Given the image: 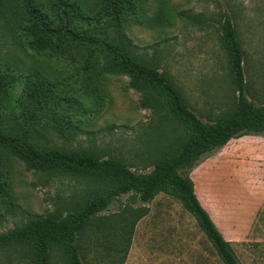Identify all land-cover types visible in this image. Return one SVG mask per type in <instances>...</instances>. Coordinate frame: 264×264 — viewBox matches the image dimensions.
I'll use <instances>...</instances> for the list:
<instances>
[{
  "label": "rangeland",
  "instance_id": "1",
  "mask_svg": "<svg viewBox=\"0 0 264 264\" xmlns=\"http://www.w3.org/2000/svg\"><path fill=\"white\" fill-rule=\"evenodd\" d=\"M37 1L50 7L51 0ZM140 12L143 18L138 19ZM225 14L232 18L243 52L246 95L263 106L264 0H146L136 5L134 15L127 11L118 20L92 25L76 21L70 29L123 45L134 58L164 72L202 121L214 122L238 96L221 39ZM0 53L22 69L38 67L58 85L55 93L77 99L84 111L62 98L42 109L0 105L3 134L32 138L47 150L115 159L140 174L150 173L166 146L185 137L160 101L150 91L134 88L131 77L96 48L54 36L43 52L33 51L0 21ZM180 174L192 181L201 206L239 263L264 264V137L231 140ZM0 175L5 183L0 188V233L35 216L62 217L94 191L112 186L76 174L30 170L1 147ZM142 207L148 212L136 223L126 251L120 242L116 246L122 234L114 223L103 233L89 229L81 241L84 264H222L193 215L174 197L160 193L147 204L123 195L100 215L116 216L114 222L119 212ZM9 252L0 250V264H17L8 260ZM51 264L66 261L58 253Z\"/></svg>",
  "mask_w": 264,
  "mask_h": 264
},
{
  "label": "trees",
  "instance_id": "2",
  "mask_svg": "<svg viewBox=\"0 0 264 264\" xmlns=\"http://www.w3.org/2000/svg\"><path fill=\"white\" fill-rule=\"evenodd\" d=\"M145 1L51 0L49 7L37 0H19L17 3L14 0H0V21L5 27L12 26L29 49L43 52L47 41L54 36H66L71 42L98 49L111 59L114 68L131 77L134 88L150 91L185 131V137L180 141L166 146L148 174L137 173L125 163L111 158L102 160L92 154L43 149L35 145L32 138L9 136L0 131V147L13 151L30 170L76 174L112 185L94 191L62 217L35 216L20 228L0 233V250H10L7 254L10 262L51 264L54 256L61 253L66 264H84L81 253L84 234L93 227L103 233L113 223L114 230L122 234L116 246L120 242L126 251L136 223L147 214L148 209H125L119 212L120 217L114 222L110 221L115 220L116 216L108 218L100 214L123 195L135 196L148 204L162 193L178 199L193 215L222 264H240L229 242L201 206L192 181L180 174V171L192 168L204 155L223 148L231 140L250 135L264 137V105L255 106L246 95L243 52L230 15H224L221 39L238 96L232 109L214 122L202 121L164 72L134 58L123 45L113 46L70 29V25L76 21L92 25L108 18L118 20L127 11L134 15L136 5ZM141 16L143 18L142 12L136 18L141 19ZM57 86L38 67L22 69L11 58L0 53L1 106L22 108L24 104H30L42 109L50 100L62 98L61 101H69L84 112L77 99L55 93ZM33 117H36L35 114ZM4 187L0 175V188Z\"/></svg>",
  "mask_w": 264,
  "mask_h": 264
}]
</instances>
